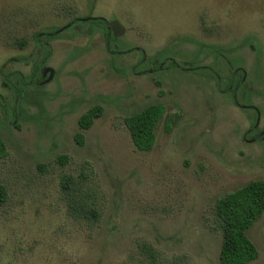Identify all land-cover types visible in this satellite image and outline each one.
<instances>
[{"label": "rangeland", "instance_id": "rangeland-1", "mask_svg": "<svg viewBox=\"0 0 264 264\" xmlns=\"http://www.w3.org/2000/svg\"><path fill=\"white\" fill-rule=\"evenodd\" d=\"M0 96V264H140L143 243L220 264L216 199L264 179V0H0ZM151 104L138 150L124 118ZM82 173L91 226L60 192ZM246 235L264 264V212Z\"/></svg>", "mask_w": 264, "mask_h": 264}, {"label": "trees", "instance_id": "trees-1", "mask_svg": "<svg viewBox=\"0 0 264 264\" xmlns=\"http://www.w3.org/2000/svg\"><path fill=\"white\" fill-rule=\"evenodd\" d=\"M97 23L100 20L94 19ZM102 23V22H101ZM103 25V24H102ZM106 40H110L107 31L103 30ZM20 45L24 41L18 42ZM202 46V44H201ZM19 83L22 80H18ZM3 85L10 84L3 81ZM165 107L162 104H151L124 118L130 138L138 150H151L155 143V127L163 116ZM101 113V107L90 108L78 119L80 128H88ZM75 140L82 144V133L75 134ZM7 154L5 142L0 134V157ZM61 163L65 157H59ZM86 176L65 175L60 181V192L66 201L69 215L88 225L95 224L100 218V211L94 197V191L85 185ZM7 198V192L0 183V204ZM264 212V179L252 180L241 187L216 199L213 207L214 227L221 233V244L218 254L220 264H246L258 256L254 243L247 237L246 231ZM142 257L140 264H161L158 252L147 243L140 247Z\"/></svg>", "mask_w": 264, "mask_h": 264}, {"label": "water", "instance_id": "water-1", "mask_svg": "<svg viewBox=\"0 0 264 264\" xmlns=\"http://www.w3.org/2000/svg\"><path fill=\"white\" fill-rule=\"evenodd\" d=\"M121 30L122 29H121L119 23L117 21H114L113 24H112V33L114 35H118V34H120Z\"/></svg>", "mask_w": 264, "mask_h": 264}, {"label": "flooded vegetation", "instance_id": "flooded-vegetation-1", "mask_svg": "<svg viewBox=\"0 0 264 264\" xmlns=\"http://www.w3.org/2000/svg\"><path fill=\"white\" fill-rule=\"evenodd\" d=\"M42 68H43V69H42ZM42 68H41V71H40V72H41L42 75H45L46 72H47V69L44 68V67H42ZM0 99H1V96H0ZM0 102H1V100H0ZM1 105H2V104H1Z\"/></svg>", "mask_w": 264, "mask_h": 264}]
</instances>
